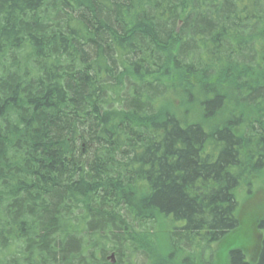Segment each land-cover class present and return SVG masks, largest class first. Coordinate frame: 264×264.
<instances>
[{"label":"trees","instance_id":"16d2710c","mask_svg":"<svg viewBox=\"0 0 264 264\" xmlns=\"http://www.w3.org/2000/svg\"><path fill=\"white\" fill-rule=\"evenodd\" d=\"M254 155L264 0H0V264H215Z\"/></svg>","mask_w":264,"mask_h":264},{"label":"rangeland","instance_id":"374dc122","mask_svg":"<svg viewBox=\"0 0 264 264\" xmlns=\"http://www.w3.org/2000/svg\"><path fill=\"white\" fill-rule=\"evenodd\" d=\"M188 110L191 113L185 121L200 123L208 129L218 128L228 118V112H223L215 118L204 119L196 107L191 106ZM244 160L243 184L234 193L239 202L237 212L239 228L215 245V264H228L227 251L232 248L244 249L248 264L255 263L258 258L261 244V234L258 232V224L264 219V169L257 173H252V163L250 160L245 159V157ZM166 226L163 223L158 229L159 236L158 242H156L160 246L164 245L162 247L165 251V256L167 251H170V249L168 250V230ZM168 226H171L170 222ZM153 247L156 249L155 244H153ZM159 249L161 250V248Z\"/></svg>","mask_w":264,"mask_h":264},{"label":"flooded vegetation","instance_id":"af4514ba","mask_svg":"<svg viewBox=\"0 0 264 264\" xmlns=\"http://www.w3.org/2000/svg\"><path fill=\"white\" fill-rule=\"evenodd\" d=\"M256 146L255 145H252V148H255ZM257 161H258V156L256 155H254V157H251V160H250V162L252 163V167H255V165H257L256 163H257ZM240 162H244V165H245V160H240ZM243 170H244V166H243ZM242 184H243V182L241 181V184H240V186L237 188V189H239L241 186H242ZM238 202V201H237ZM238 205H239V202H238ZM115 256H110L109 257V259H110V263L111 264H115V258H114Z\"/></svg>","mask_w":264,"mask_h":264}]
</instances>
